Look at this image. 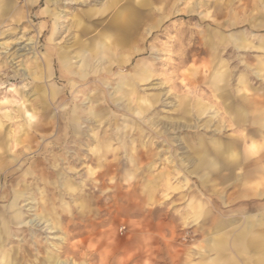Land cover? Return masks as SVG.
<instances>
[{
  "label": "rangeland",
  "instance_id": "374dc122",
  "mask_svg": "<svg viewBox=\"0 0 264 264\" xmlns=\"http://www.w3.org/2000/svg\"><path fill=\"white\" fill-rule=\"evenodd\" d=\"M13 1L0 17V264L257 257L232 244L243 225L223 250L211 241L264 214L251 120L264 119V0ZM198 139L210 170H192Z\"/></svg>",
  "mask_w": 264,
  "mask_h": 264
},
{
  "label": "crops",
  "instance_id": "0c3cea01",
  "mask_svg": "<svg viewBox=\"0 0 264 264\" xmlns=\"http://www.w3.org/2000/svg\"><path fill=\"white\" fill-rule=\"evenodd\" d=\"M33 2V1H31ZM53 1H47L48 5ZM16 1H0V17L6 13V12H11L13 10V7L16 5ZM42 13L47 14L50 13L49 15L53 17L55 15V12H53V9L51 7L45 8L42 10ZM57 24L52 26V30L57 29ZM53 35V34H52ZM49 52H47V57L49 58L47 61H52L54 60V57L58 55V49L57 47L54 48H49ZM67 53L65 52L63 55L59 56V60L61 63V66L64 65L62 62H66L65 66H62L63 70L68 69L69 63L67 62L66 58ZM62 57L63 61L60 59ZM48 65V64H47ZM55 95H53L54 97ZM241 117V116H240ZM261 113H256L251 120L253 122L260 123V127L264 128V119H261ZM260 134V131H255V135ZM214 144V143H213ZM211 147L208 146L203 140H196L194 145H191V149L194 150V155H193V164H192V170L193 171H203V170H210L212 166L215 165V160L211 154ZM232 155V153H231ZM235 156V153L232 155ZM258 167V166H257ZM260 172V170H258ZM260 176V175H259ZM201 207V206H199ZM241 220V219H240ZM240 220H231L229 221V226L230 229L228 231H224L226 226H218V231H222V234L220 236L216 235L214 237V240L211 242L214 244V250H223V248L230 243L231 239V230H237L240 228L241 225L242 229L238 234H236L234 241L232 244L236 246H243V245H256L255 251L258 253V256L252 257L250 256V252L247 253L246 257L242 259L243 264H264V214L263 213H253L251 215H248L245 221L240 222ZM243 240V241H242ZM248 240V241H245ZM258 246V247H257ZM251 250V249H250ZM254 251V249H253ZM255 258V259H252Z\"/></svg>",
  "mask_w": 264,
  "mask_h": 264
},
{
  "label": "bare ground",
  "instance_id": "6f19581e",
  "mask_svg": "<svg viewBox=\"0 0 264 264\" xmlns=\"http://www.w3.org/2000/svg\"><path fill=\"white\" fill-rule=\"evenodd\" d=\"M103 46L101 45L100 47H99V49H98V51H96V56L98 57L99 56V58H100V55H101V57L103 56L102 54H103V52H102V48ZM99 53V55H97ZM88 55V57H87V59H86V57H85V55ZM86 54H83L81 57H82V59H83V61H86V62H88V59H92L93 57V55H92V53H90V52H87ZM60 59L63 61V59H62V57H60ZM103 59V58H102ZM105 60V59H104ZM85 62V63H86ZM64 63V65H62V66H65V64H66V62L64 61V62H62V64ZM93 114V113H92ZM2 140H3V135H2V133L0 132V142H2ZM20 192H21V190H20ZM23 194V193H22ZM42 261V260H41ZM12 262V261H11ZM43 262V261H42ZM13 263V262H12Z\"/></svg>",
  "mask_w": 264,
  "mask_h": 264
}]
</instances>
